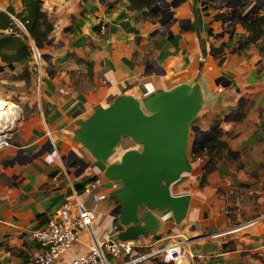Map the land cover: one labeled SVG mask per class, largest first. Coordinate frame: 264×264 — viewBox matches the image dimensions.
I'll return each mask as SVG.
<instances>
[{"label":"crops","instance_id":"0c3cea01","mask_svg":"<svg viewBox=\"0 0 264 264\" xmlns=\"http://www.w3.org/2000/svg\"><path fill=\"white\" fill-rule=\"evenodd\" d=\"M38 1L53 26L44 49L15 28L24 0H0V14L12 21L0 36L32 52L14 70L0 58V96L23 111L11 144L0 150V264H33L40 248L30 233L66 203L72 215L81 203L96 219L56 264L87 255L95 240H119L126 228L113 215V194L122 184L110 182L105 167L74 140L77 122L121 96L144 100L185 83L204 92L194 126L208 132L217 125L227 148L215 160L189 151L192 172L172 186L174 195L191 197L188 214L178 224L171 212H154L160 228L141 239V252L166 251L169 262L151 264H264V38L236 51L249 33L230 26L228 17L242 3L162 0L150 12L131 10L127 0ZM256 14L264 17V7ZM8 103L18 109V123L21 111ZM129 150L141 149L125 139L112 162Z\"/></svg>","mask_w":264,"mask_h":264},{"label":"water","instance_id":"95a60500","mask_svg":"<svg viewBox=\"0 0 264 264\" xmlns=\"http://www.w3.org/2000/svg\"><path fill=\"white\" fill-rule=\"evenodd\" d=\"M239 2L241 11L255 2L249 13H258L264 7V0ZM158 5L153 12H158ZM236 12L232 11L229 22H233ZM43 59L50 61L46 56ZM203 107L202 88L185 83L144 100L121 96L110 106L98 108L88 119L77 122L79 129L74 132V140L105 167L104 174L110 182L122 184L113 194L116 201L113 215L126 228L119 241L147 239L158 233L160 222L154 212H171L178 224L186 218L191 197L174 195L172 186L192 172L189 151L191 155L203 152L205 147L200 138L218 128L216 125L203 132L192 126ZM192 134L195 139L191 143ZM125 139L143 148L129 150L122 154L120 162L113 163ZM214 140L212 137L206 142ZM76 160L80 166L88 167L80 158Z\"/></svg>","mask_w":264,"mask_h":264},{"label":"built area","instance_id":"2783aa9c","mask_svg":"<svg viewBox=\"0 0 264 264\" xmlns=\"http://www.w3.org/2000/svg\"><path fill=\"white\" fill-rule=\"evenodd\" d=\"M16 22L15 28L24 29L29 36L25 24L20 19H16ZM10 32L13 33L14 28ZM16 106L18 107V104ZM4 129L7 130L6 133H2ZM16 131L17 128H9L8 121L0 120V136H2L0 150L11 144ZM95 219V210L89 209L81 203L77 215H72L69 203L64 204L59 209L58 216L55 219L30 233L31 238L40 248L39 253L33 257L32 263L56 264L61 261L79 241L81 229H90ZM144 248L141 239L127 242L115 239L104 242L95 240L90 253L73 259L69 264H151L159 259H166V262L170 261L169 258H165L166 251L142 253L141 250ZM109 256L114 260H119V262L114 263Z\"/></svg>","mask_w":264,"mask_h":264},{"label":"trees","instance_id":"16d2710c","mask_svg":"<svg viewBox=\"0 0 264 264\" xmlns=\"http://www.w3.org/2000/svg\"><path fill=\"white\" fill-rule=\"evenodd\" d=\"M103 2L107 0H101ZM129 8L133 11H152L156 4L162 2V0H127ZM26 11L23 15H18V18L25 24L26 30L30 37L35 41L36 47L44 49L49 42V34L53 31V26L49 20L48 15L42 11V2L38 0H24ZM150 16H156V14L150 13ZM241 24L249 33L246 41L240 43L236 48V51L242 53L249 48L252 44H257L264 38V17H259L255 12L245 13L238 10L234 16V20L230 23ZM12 25L10 17L4 13L0 14V27L8 28ZM231 36L234 33V29L230 27ZM14 49L15 53H4L3 50ZM32 57V52L27 43L14 38L13 36H0V58L9 66L11 70H14L15 63H22L29 61ZM242 117H238L240 120ZM221 134L214 132L211 137H215L212 142H204L206 154L211 160L217 159L222 151L227 148V144L220 141ZM203 153V152H202ZM204 154V153H203Z\"/></svg>","mask_w":264,"mask_h":264},{"label":"bare ground","instance_id":"6f19581e","mask_svg":"<svg viewBox=\"0 0 264 264\" xmlns=\"http://www.w3.org/2000/svg\"><path fill=\"white\" fill-rule=\"evenodd\" d=\"M18 115H19V111L16 107L0 99V120L8 121L9 128L11 127V129H15L18 127V123H17ZM6 132L7 130L4 129L2 133H6ZM0 139H2V136H0Z\"/></svg>","mask_w":264,"mask_h":264},{"label":"rangeland","instance_id":"374dc122","mask_svg":"<svg viewBox=\"0 0 264 264\" xmlns=\"http://www.w3.org/2000/svg\"><path fill=\"white\" fill-rule=\"evenodd\" d=\"M44 66V65H43ZM42 71V70H41ZM34 72L37 74V73H39V69H38V67L36 66L35 67V70H34ZM0 99H2V100H5V101H8V102H15L16 103V101L15 100H13V99H11V98H5V97H2V96H0ZM17 104V103H16ZM14 106V105H13ZM18 107L21 109V107L19 106V104H18ZM21 113H22V119H23V111H22V109H21ZM200 115V114H199ZM18 119V118H17ZM22 119H21V116H20V120L18 121V125L21 123V121H22ZM196 121V120H195ZM20 122V123H19ZM194 123L195 122H193L192 123V126H194ZM18 128V127H17ZM194 134H192V138L194 137L193 136ZM141 148H143L142 146H139V150L141 149Z\"/></svg>","mask_w":264,"mask_h":264},{"label":"flooded vegetation","instance_id":"af4514ba","mask_svg":"<svg viewBox=\"0 0 264 264\" xmlns=\"http://www.w3.org/2000/svg\"><path fill=\"white\" fill-rule=\"evenodd\" d=\"M216 132V131H215ZM214 133V132H213ZM212 133V134H213ZM211 137V135H206V136H202L200 139H201V141H203V143L204 142H206V141H208L209 140V138ZM211 140V139H210Z\"/></svg>","mask_w":264,"mask_h":264}]
</instances>
